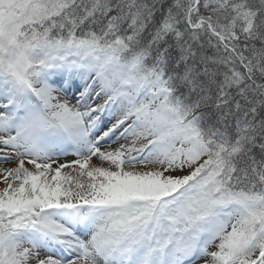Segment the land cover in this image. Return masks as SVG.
I'll use <instances>...</instances> for the list:
<instances>
[{"label": "snow or ice", "instance_id": "6c2138e0", "mask_svg": "<svg viewBox=\"0 0 264 264\" xmlns=\"http://www.w3.org/2000/svg\"><path fill=\"white\" fill-rule=\"evenodd\" d=\"M0 264H264V0H0Z\"/></svg>", "mask_w": 264, "mask_h": 264}, {"label": "rangeland", "instance_id": "374dc122", "mask_svg": "<svg viewBox=\"0 0 264 264\" xmlns=\"http://www.w3.org/2000/svg\"><path fill=\"white\" fill-rule=\"evenodd\" d=\"M64 159L71 160V159H74V157H72V156L62 157V158H61V162H63Z\"/></svg>", "mask_w": 264, "mask_h": 264}]
</instances>
